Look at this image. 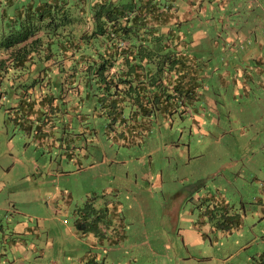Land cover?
<instances>
[{
	"label": "rangeland",
	"instance_id": "rangeland-1",
	"mask_svg": "<svg viewBox=\"0 0 264 264\" xmlns=\"http://www.w3.org/2000/svg\"><path fill=\"white\" fill-rule=\"evenodd\" d=\"M96 1L0 0V38L45 31L0 70V264H264V0H156L195 68L167 115L57 70ZM34 92L59 106L41 128L22 110ZM85 200L107 205L98 231L74 225Z\"/></svg>",
	"mask_w": 264,
	"mask_h": 264
},
{
	"label": "trees",
	"instance_id": "trees-1",
	"mask_svg": "<svg viewBox=\"0 0 264 264\" xmlns=\"http://www.w3.org/2000/svg\"><path fill=\"white\" fill-rule=\"evenodd\" d=\"M170 10V4L161 5L156 0L96 1L92 4L91 24L84 29L69 30L71 35H78L70 36L61 44L63 57L54 64L58 71H65L66 79L77 87H89L92 91L88 92V98L104 96L117 106L134 104L136 112L142 114L155 110L167 115L172 112L177 98L181 94L190 98L195 87V68L181 47L182 34L173 27ZM44 37L45 31L39 23L3 35L0 70L10 61L21 65L34 55H40ZM44 55L48 60L52 52L46 51ZM2 79L0 72V85ZM55 99L34 92L22 110L31 123L41 128L53 108L59 107ZM133 126L134 123L130 128ZM92 204L85 200L74 218L75 227L82 233L98 231L106 213L107 205L96 208ZM239 223V216H235L233 224ZM86 256L80 264H104V260L92 253Z\"/></svg>",
	"mask_w": 264,
	"mask_h": 264
},
{
	"label": "crops",
	"instance_id": "crops-1",
	"mask_svg": "<svg viewBox=\"0 0 264 264\" xmlns=\"http://www.w3.org/2000/svg\"><path fill=\"white\" fill-rule=\"evenodd\" d=\"M14 228V227H13Z\"/></svg>",
	"mask_w": 264,
	"mask_h": 264
}]
</instances>
